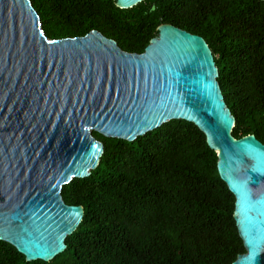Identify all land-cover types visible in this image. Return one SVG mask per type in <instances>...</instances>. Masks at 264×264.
Here are the masks:
<instances>
[{"label": "water", "instance_id": "95a60500", "mask_svg": "<svg viewBox=\"0 0 264 264\" xmlns=\"http://www.w3.org/2000/svg\"><path fill=\"white\" fill-rule=\"evenodd\" d=\"M157 31L143 54L96 31L51 41L29 0H0V241L27 262L63 254L80 226L83 208L66 205L62 192L99 166L104 146L93 133L131 143L185 121L217 154L234 196L246 253L233 264H264V145L233 138L235 118L205 40L172 25Z\"/></svg>", "mask_w": 264, "mask_h": 264}, {"label": "trees", "instance_id": "16d2710c", "mask_svg": "<svg viewBox=\"0 0 264 264\" xmlns=\"http://www.w3.org/2000/svg\"><path fill=\"white\" fill-rule=\"evenodd\" d=\"M51 41L98 32L143 54L161 25L202 37L235 118L234 139L264 145V2L144 0L121 10L115 0H29ZM103 144L99 166L73 179L62 197L83 220L54 260L27 262L0 241V264H233L246 253L234 221L235 199L217 171V154L191 123L172 121L135 142Z\"/></svg>", "mask_w": 264, "mask_h": 264}]
</instances>
